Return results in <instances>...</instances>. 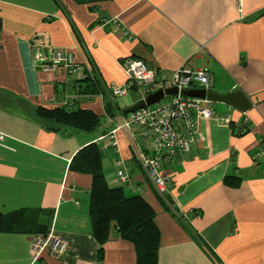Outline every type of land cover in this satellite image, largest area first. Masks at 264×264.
<instances>
[{"label":"crops","instance_id":"crops-1","mask_svg":"<svg viewBox=\"0 0 264 264\" xmlns=\"http://www.w3.org/2000/svg\"><path fill=\"white\" fill-rule=\"evenodd\" d=\"M0 20V210L21 213L13 231L0 232V264H32L31 243L45 229L69 248L61 258L43 250L39 264H136L134 244L114 226L99 252L92 176L70 169L92 142L103 149L108 185L141 194L155 210L158 264H264V0H0ZM39 34L72 50L79 71L40 69ZM130 57L168 79L181 67H206L214 92L240 89L252 102L246 112L212 102L221 118H201L191 151L163 161L171 206L127 133L116 132L118 153L109 137L141 100L136 89L117 97L111 90L126 84L122 63ZM37 106L90 109L101 124L93 132L52 130L33 114ZM117 158L128 170L124 185Z\"/></svg>","mask_w":264,"mask_h":264},{"label":"built area","instance_id":"built-area-1","mask_svg":"<svg viewBox=\"0 0 264 264\" xmlns=\"http://www.w3.org/2000/svg\"><path fill=\"white\" fill-rule=\"evenodd\" d=\"M116 23L118 24L117 21ZM122 31L127 38L132 37L129 31ZM33 49L37 66L44 71L57 68H62L67 74H76L79 71L80 66L74 52L54 46L46 34L35 37ZM122 67L127 82L111 87L116 97L136 89L142 100L159 88L178 89L177 93L165 94L157 103L130 112L126 119L109 132L111 144L117 153L119 149L116 132L122 129L127 133L140 168L146 173L159 197L171 206L168 194L172 182L170 176L163 173V161L175 160L191 151L201 118H221L210 105L212 101L182 93L183 89L188 88L211 89V71L206 67L194 70L181 67L168 79L163 71L150 67L143 59L133 57L125 59ZM226 119L230 121L229 117ZM258 151L260 154L264 153V139L260 140ZM113 165L119 184L128 183L129 174L125 162L117 158ZM68 248L69 242L65 237L52 234L45 237L35 236L31 243L32 264H39L43 250H48L54 258H61Z\"/></svg>","mask_w":264,"mask_h":264},{"label":"trees","instance_id":"trees-1","mask_svg":"<svg viewBox=\"0 0 264 264\" xmlns=\"http://www.w3.org/2000/svg\"><path fill=\"white\" fill-rule=\"evenodd\" d=\"M1 27L0 20V29ZM32 112L52 130L70 128L93 132L101 124V116L90 109L37 106ZM70 169L92 176L90 213L93 235L101 245L99 252L114 226L123 239L134 244L136 264H158L160 233L155 221V210L141 194L127 195L122 186L108 185L104 174L102 147L96 142L82 147L74 155ZM18 217H21L20 212L4 213L0 210V232L13 231L18 224ZM40 233L38 236H47L46 229Z\"/></svg>","mask_w":264,"mask_h":264},{"label":"water","instance_id":"water-1","mask_svg":"<svg viewBox=\"0 0 264 264\" xmlns=\"http://www.w3.org/2000/svg\"><path fill=\"white\" fill-rule=\"evenodd\" d=\"M176 87L171 88H159L158 90L148 94L145 99L140 100L132 108L128 109L127 112H132L146 105H151L159 102L165 94L177 93ZM182 93L186 96L208 99L212 102H223L226 103L242 112L248 111L252 107V102L243 90H235L228 93H216L212 89L206 90L204 88H188L183 89Z\"/></svg>","mask_w":264,"mask_h":264},{"label":"rangeland","instance_id":"rangeland-1","mask_svg":"<svg viewBox=\"0 0 264 264\" xmlns=\"http://www.w3.org/2000/svg\"><path fill=\"white\" fill-rule=\"evenodd\" d=\"M216 103V102H215Z\"/></svg>","mask_w":264,"mask_h":264}]
</instances>
